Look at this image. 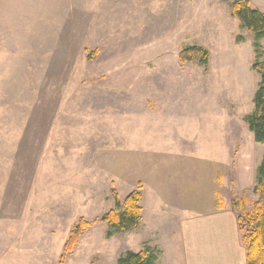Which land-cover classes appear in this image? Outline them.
Instances as JSON below:
<instances>
[{
  "label": "rangeland",
  "instance_id": "374dc122",
  "mask_svg": "<svg viewBox=\"0 0 264 264\" xmlns=\"http://www.w3.org/2000/svg\"><path fill=\"white\" fill-rule=\"evenodd\" d=\"M232 1L0 0V264H116L144 245L155 264H180L179 218L152 191L142 200V181L108 180L104 165L185 129L204 147L221 141L217 175L235 188L237 214L251 208L264 145L244 117L264 37L255 48ZM191 45L207 51L206 66L180 61ZM138 186L144 225L106 237L112 192L123 201ZM79 218L90 226L63 256Z\"/></svg>",
  "mask_w": 264,
  "mask_h": 264
},
{
  "label": "crops",
  "instance_id": "0c3cea01",
  "mask_svg": "<svg viewBox=\"0 0 264 264\" xmlns=\"http://www.w3.org/2000/svg\"><path fill=\"white\" fill-rule=\"evenodd\" d=\"M170 118L185 120V115ZM183 125L190 126L189 123ZM173 139L157 140L145 147L139 144L130 157L125 150H119L118 155L108 153L104 165L106 178L142 181V200L152 191L151 196L162 199L171 210V216L179 218L177 230L183 255L180 264H246L236 208L229 199L235 188L229 190V181L225 183L217 175L227 167V159H222L225 153L221 141L204 147L199 138L191 136L186 129ZM125 166L128 167L126 175ZM141 221L144 225L143 219ZM159 222L155 224L157 230L162 231L167 225ZM167 222L171 224L169 218Z\"/></svg>",
  "mask_w": 264,
  "mask_h": 264
},
{
  "label": "trees",
  "instance_id": "16d2710c",
  "mask_svg": "<svg viewBox=\"0 0 264 264\" xmlns=\"http://www.w3.org/2000/svg\"><path fill=\"white\" fill-rule=\"evenodd\" d=\"M230 11L231 16L239 20L240 26L252 34L253 46L258 48L259 41L264 37V11L251 7L249 0H233ZM179 57L181 62L198 60L203 66L208 63L207 51L198 45L185 46ZM252 70L258 73L259 82L253 94V109L244 117V121L253 134L254 140L264 145V61H254ZM140 188L138 186L127 194L123 201H120L117 194L112 192L114 206L100 218L108 225L106 237L129 231L138 225L141 211L138 205L141 198ZM252 191L256 199L251 208L237 214L238 232L240 242L245 249L246 264H264V149L255 171V184ZM218 206L221 207V204L219 203ZM89 226V222L79 218L71 227L63 247V256L71 251L79 236ZM156 257V251L149 245H144L139 251L123 252L117 258L116 264H155Z\"/></svg>",
  "mask_w": 264,
  "mask_h": 264
}]
</instances>
